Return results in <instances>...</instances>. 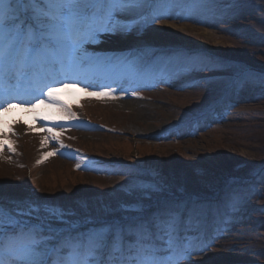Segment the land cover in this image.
<instances>
[{
  "label": "rangeland",
  "instance_id": "obj_1",
  "mask_svg": "<svg viewBox=\"0 0 264 264\" xmlns=\"http://www.w3.org/2000/svg\"><path fill=\"white\" fill-rule=\"evenodd\" d=\"M207 8L215 11L140 34H102L85 45L104 61L80 78L91 87L64 79L36 107L0 113L5 209L35 201L74 213L87 207L100 219L132 199L131 184L155 181L163 191L146 203L208 208L200 238L210 250L193 264H264V85L245 80L264 73V0ZM130 38L138 43L96 50ZM132 57H142L135 67L118 62ZM208 58L217 62L202 71L189 65ZM107 85L121 90L100 94Z\"/></svg>",
  "mask_w": 264,
  "mask_h": 264
},
{
  "label": "snow or ice",
  "instance_id": "obj_2",
  "mask_svg": "<svg viewBox=\"0 0 264 264\" xmlns=\"http://www.w3.org/2000/svg\"><path fill=\"white\" fill-rule=\"evenodd\" d=\"M218 2L0 0V113L18 106L36 107L44 102L43 96L51 98L53 85L64 79L74 83L86 79L104 61L89 55L85 45L100 42L102 34H140L156 22L214 12L207 6ZM141 59L118 62L135 67ZM216 62L189 60V65L195 68L199 63L202 71ZM245 80L264 85V73L247 74ZM102 88V95L114 91L110 85ZM128 191L132 199L107 209L100 219H93L87 207L74 213L29 201L6 210L0 202V264H193L194 256L210 250L200 238L208 211L205 204L163 200L150 205L146 202L163 191L155 181L131 184ZM74 215L78 218L72 219Z\"/></svg>",
  "mask_w": 264,
  "mask_h": 264
},
{
  "label": "bare ground",
  "instance_id": "obj_3",
  "mask_svg": "<svg viewBox=\"0 0 264 264\" xmlns=\"http://www.w3.org/2000/svg\"><path fill=\"white\" fill-rule=\"evenodd\" d=\"M170 26L171 27H174V25L173 24H170ZM154 41H149V43H153ZM138 43V41L137 40H135V39H133V38H130L129 40H127V41H125L123 44H121L120 46L119 45H111V44H109V43H104V44H102L98 49H96V50H101V51H108V50H111V49H113V50H116V49H120V48H124V47H132V46H134L135 44H137ZM124 45H126V46H124ZM167 45H169L168 43H167ZM197 47H203V45H198ZM194 50V49H193ZM66 81V83H68L69 85L67 86V87H70V86H72V84H73V80L72 79H66L65 80ZM77 84H85V85H89L90 87H91V85L92 84H89L88 83V81H85V80H81V82L80 83H77ZM112 89H114V91L112 92V94H114L116 91H119V90H121L120 88H119V86H115V87H112ZM16 108H19V109H22V107H16ZM25 110H27V109H29V108H24ZM82 129H85V127H81ZM54 141L51 139V143H53Z\"/></svg>",
  "mask_w": 264,
  "mask_h": 264
}]
</instances>
